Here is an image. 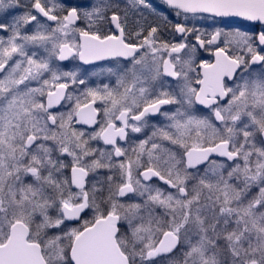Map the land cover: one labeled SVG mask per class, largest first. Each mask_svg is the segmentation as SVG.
I'll return each instance as SVG.
<instances>
[{
	"label": "snow or ice",
	"instance_id": "6c2138e0",
	"mask_svg": "<svg viewBox=\"0 0 264 264\" xmlns=\"http://www.w3.org/2000/svg\"><path fill=\"white\" fill-rule=\"evenodd\" d=\"M0 264H264V0H0Z\"/></svg>",
	"mask_w": 264,
	"mask_h": 264
},
{
	"label": "flooded vegetation",
	"instance_id": "af4514ba",
	"mask_svg": "<svg viewBox=\"0 0 264 264\" xmlns=\"http://www.w3.org/2000/svg\"><path fill=\"white\" fill-rule=\"evenodd\" d=\"M66 63H69L70 64L71 62H66Z\"/></svg>",
	"mask_w": 264,
	"mask_h": 264
}]
</instances>
